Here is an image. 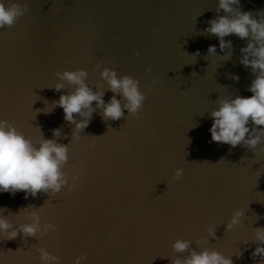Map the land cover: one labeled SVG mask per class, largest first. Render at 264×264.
<instances>
[{"label": "water", "instance_id": "water-1", "mask_svg": "<svg viewBox=\"0 0 264 264\" xmlns=\"http://www.w3.org/2000/svg\"><path fill=\"white\" fill-rule=\"evenodd\" d=\"M14 2L27 3L29 11L15 27L0 30V120L34 141L68 146L63 171L69 183L79 177L82 187H66L52 198L0 193V209L14 228L31 223L32 211L41 228L56 225L43 238L0 235V264H40V247L61 264L81 255L87 256L83 264H172L203 248L233 264H264L252 258L256 229L264 228V143L256 149L210 143L216 101L251 97L255 79L239 62L248 40L225 37L232 43L228 59L219 39L203 32L208 21L225 15L216 11L218 0ZM240 11L259 19L264 0H241ZM209 46L216 47L215 56L208 55ZM98 63L139 80L147 99L139 117L125 110V119L105 122L98 110L76 134L62 108L45 112L74 91L66 84V91L56 92L55 73L84 69L88 85L105 90L107 103L113 93ZM176 169L184 175L173 182ZM236 211L244 213L241 224L227 231ZM209 228L216 229L215 238L208 237ZM206 237L208 243L198 246ZM177 240H191V248L176 253Z\"/></svg>", "mask_w": 264, "mask_h": 264}, {"label": "clouds", "instance_id": "clouds-1", "mask_svg": "<svg viewBox=\"0 0 264 264\" xmlns=\"http://www.w3.org/2000/svg\"><path fill=\"white\" fill-rule=\"evenodd\" d=\"M241 0H218L216 11H223L225 15L217 16L208 21L209 27L204 33L219 39L220 50L228 53L231 59L232 43L225 41V37L235 35L241 40H248L247 46L241 48L242 56L240 64L250 68L255 79L248 88L253 95L248 98L239 97L218 99V109L210 113L213 124L210 128L211 141L217 144H227L232 148L243 145L247 149H256L264 143V12L258 13L259 19L253 17L252 12L240 11ZM29 11L27 3L21 5L14 0H0V30L15 27L17 21L24 17ZM208 55H216L215 46H209ZM137 55H139L137 53ZM197 51L195 56H199ZM101 68L103 70L101 71ZM96 70L106 82L107 91L113 93L109 102H105V90L97 86L93 90L88 83V72L80 69L74 72L57 71L56 77L60 81L54 87L56 92L66 91V84L74 91L67 95H61L58 101H53L54 108H62L64 120L75 125V133H82L91 123L92 115L99 110L103 121H118L125 119V110L132 117H139L144 107L147 96L140 90V81L131 76L119 77L113 69L103 67L98 63ZM151 71V69H149ZM233 80L239 82V76L233 75ZM66 82V83H65ZM156 80L152 81L155 85ZM151 90V89H150ZM122 97L125 101L121 103ZM95 102V107H93ZM79 116V120H77ZM251 125V127H249ZM53 135L61 137V130L54 129ZM79 139V135L75 136ZM94 147V145H89ZM69 161V148L57 143L52 139H41L34 141L27 138L13 124L7 120H0V193H10L13 197L18 192L25 193V199L36 198L38 194L44 193L51 198L57 196L64 188L69 191H77L82 185L75 181L79 177H70L63 169ZM184 175L183 169H176L172 177L173 182H178ZM0 209V235L7 240H15L21 233L24 237L38 235L43 238L48 233L56 231V225L44 223L41 228V217L37 211L27 214L31 223H24L19 227L13 226L5 218ZM244 213L236 211L232 215L227 231L240 226ZM208 237L215 238L216 229L209 228ZM259 245L252 253V258L259 257L264 261V228H257L253 241ZM208 238L197 241L198 246L207 244ZM247 243V242H246ZM191 240H177L173 244L176 253H185L191 248ZM40 264H61L60 257L51 254L46 248L37 249ZM242 253L237 256L240 257ZM87 261L86 255L78 256L74 264H83ZM172 264H233L231 257H225L218 251L203 248L202 251L192 250L184 259L176 258Z\"/></svg>", "mask_w": 264, "mask_h": 264}]
</instances>
